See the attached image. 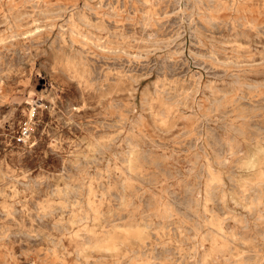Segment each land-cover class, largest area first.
I'll return each instance as SVG.
<instances>
[{"label":"rangeland","instance_id":"374dc122","mask_svg":"<svg viewBox=\"0 0 264 264\" xmlns=\"http://www.w3.org/2000/svg\"><path fill=\"white\" fill-rule=\"evenodd\" d=\"M1 38L0 264H128L141 241L178 257L176 226L203 223L208 162L207 207L242 213L231 246L264 264V219L245 208L264 190V0H0ZM82 223L94 238L70 237ZM108 233L115 248L79 250Z\"/></svg>","mask_w":264,"mask_h":264},{"label":"bare ground","instance_id":"6f19581e","mask_svg":"<svg viewBox=\"0 0 264 264\" xmlns=\"http://www.w3.org/2000/svg\"><path fill=\"white\" fill-rule=\"evenodd\" d=\"M105 1V0H104ZM107 1V0H106ZM113 1V0H112ZM149 1V0H148ZM173 1V0H172ZM200 0H198L199 2ZM153 2V1H152ZM183 2V1H182ZM191 2V1H188ZM15 3V2H14ZM43 3V2H42ZM103 3V2H102ZM166 3V2H165ZM180 3V2H179ZM106 4V3H105ZM146 4V3H145ZM170 4V3H169ZM189 4V3H185ZM36 5V3H35ZM172 5V4H171ZM210 5V4H209ZM28 6V5H27ZM70 6V5H69ZM87 6V5H86ZM169 6V5H168ZM173 6V5H172ZM192 6V5H191ZM163 7V6H162ZM188 7V6H187ZM186 7V8H187ZM172 9V8H171ZM209 9V8H208ZM159 10V9H158ZM173 10V9H172ZM142 11V10H141ZM185 12V11H184ZM75 13V12H74ZM88 13V12H87ZM113 13V12H112ZM161 13V12H160ZM49 14V13H48ZM198 14V13H197ZM61 15V14H60ZM68 16V15H67ZM181 17V16H180ZM6 19L7 16L4 15ZM90 18V17H89ZM67 19V17H66ZM97 19V18H96ZM186 19V18H185ZM183 20V19H182ZM189 20V19H188ZM108 21V20H107ZM113 22V21H112ZM163 22V21H162ZM176 22V21H175ZM83 23V22H81ZM161 23V22H160ZM85 24V23H84ZM240 24V23H239ZM65 25V24H64ZM160 25V24H159ZM168 25V24H167ZM242 25V24H241ZM89 26V25H88ZM230 26V25H229ZM142 27V26H141ZM69 36L72 41H76L75 34L77 32V24L74 21H71V26L69 27ZM126 28V27H125ZM191 28V27H190ZM217 28V27H216ZM260 28V27H259ZM262 28V27H261ZM173 29V28H172ZM188 29V28H187ZM197 29V28H196ZM145 30V29H144ZM171 30V29H170ZM208 30V29H207ZM213 30V29H212ZM209 31V30H208ZM36 32V31H35ZM172 32V31H171ZM257 32V31H256ZM190 33V32H189ZM140 34V33H139ZM56 35V34H55ZM142 35V34H140ZM173 35V34H172ZM59 36V35H58ZM147 36V35H146ZM178 36V35H177ZM176 36V37H177ZM192 36V35H190ZM194 36V35H193ZM63 37V36H62ZM68 38V37H67ZM0 40H3L1 38ZM33 41V40H32ZM146 42V41H145ZM154 42V41H153ZM73 43V42H72ZM148 43V41H147ZM58 45V44H57ZM17 49V48H16ZM153 50V49H152ZM30 52V51H29ZM16 53V52H15ZM14 53V54H15ZM10 55V54H9ZM17 55V54H15ZM21 55V54H20ZM28 57V56H27ZM103 57V56H102ZM9 58V57H8ZM16 58V57H15ZM106 58V57H105ZM113 58V57H112ZM120 58V57H119ZM115 59V57L113 58ZM127 59V58H126ZM130 59V58H129ZM5 60V59H4ZM169 60V59H168ZM107 61V60H106ZM166 61V60H165ZM109 62V61H108ZM127 62V61H126ZM131 62V61H130ZM149 62H151L149 60ZM172 62V61H171ZM17 63V62H16ZM67 63H71V59H67ZM115 63V62H114ZM110 64V63H109ZM116 64V63H115ZM174 64V63H172ZM171 64V65H172ZM159 65V64H158ZM140 66V65H139ZM164 66V65H163ZM175 66V65H174ZM125 67V66H124ZM166 67V66H165ZM171 67V66H170ZM118 68V67H117ZM135 68V67H133ZM173 68V67H172ZM109 69V68H108ZM124 69V68H123ZM129 69V68H128ZM137 69V68H136ZM140 69V68H139ZM172 70V69H171ZM148 71V70H147ZM163 71V70H162ZM123 72V71H122ZM103 73V72H102ZM101 73V74H102ZM158 73V72H157ZM162 74V72H161ZM225 74V73H224ZM223 74V75H224ZM231 74V73H230ZM104 75V74H103ZM169 76V75H168ZM231 76V75H230ZM233 76V75H232ZM83 76L79 73V78ZM93 77V76H92ZM112 78V77H111ZM110 78V79H111ZM109 79V78H108ZM28 80V79H27ZM1 81V79H0ZM196 81V80H195ZM3 85V84H1ZM0 85V86H1ZM97 86V85H96ZM2 88V86L0 87ZM105 88V87H104ZM5 91V90H4ZM258 91V90H257ZM1 93V92H0ZM12 97V96H11ZM238 97V96H237ZM258 101V99H257ZM119 103V102H118ZM122 103V102H121ZM43 104V103H42ZM59 104V103H58ZM83 104V103H82ZM240 104V103H239ZM214 107V106H213ZM81 108V107H80ZM49 109V108H48ZM76 109V108H75ZM193 110V109H192ZM228 111V110H227ZM193 113V112H192ZM260 114V113H259ZM252 116V115H251ZM210 119V118H209ZM255 121V120H254ZM203 122V121H202ZM126 123V122H125ZM200 123V122H199ZM65 124V123H64ZM198 125V124H197ZM105 127V126H104ZM112 127V126H111ZM107 128V127H106ZM223 128V127H222ZM211 129V128H210ZM182 132V131H181ZM217 132V131H216ZM253 132V131H252ZM187 133V132H186ZM194 137V136H193ZM189 140V139H188ZM230 140V139H228ZM37 142V141H36ZM172 142V141H171ZM202 142V141H201ZM187 143V142H186ZM214 143V142H213ZM216 144V143H215ZM91 146H95L94 143ZM135 144L130 146L129 152L133 154V156H129L127 159L131 164L132 161H137V157L140 158V150L135 149ZM191 146V145H190ZM193 146V145H192ZM137 147V146H136ZM224 147V146H223ZM107 148V147H106ZM202 148V146H201ZM211 148V147H210ZM148 149V148H147ZM182 149V148H181ZM187 149V148H186ZM137 152V153H136ZM224 152V151H223ZM28 153V152H27ZM203 153V152H202ZM29 154V153H28ZM144 156V155H143ZM101 157V156H100ZM98 158V157H97ZM148 159V158H147ZM210 159V158H209ZM84 161V160H83ZM96 161V160H95ZM86 162V161H85ZM158 162V161H157ZM156 163V162H155ZM159 163V162H158ZM93 164V163H92ZM161 165V164H160ZM204 165V164H203ZM69 167V166H68ZM184 167V166H183ZM189 168V167H188ZM63 170V169H61ZM66 170V169H64ZM126 170V169H125ZM164 170V169H163ZM180 170V169H179ZM89 171V170H88ZM165 171V170H164ZM203 171V170H202ZM127 172V170H126ZM207 172L209 174L208 181L205 183V203L203 207L202 214L199 215L201 217L203 223L194 224L190 226L178 225L176 226V253L178 257H174L168 259V255L157 256L156 251V243H145L141 241L140 247L142 250L138 249L134 252L133 255L129 256L128 264H249L248 258H246V250L238 249L237 247L231 246V242L237 238V232L235 231V227H228L227 223L225 222L227 219H231L234 222H241L244 223V215L240 213L231 214L229 211L219 212L215 211L209 207H207L208 202L211 200V190H212V183L215 181H219V174L213 172L212 166L208 162ZM170 173V172H169ZM257 179L254 182L255 184L264 181V169L259 166L256 173ZM51 175V174H50ZM171 175V174H170ZM91 176L89 177L87 183V195L88 199L86 201L87 205L93 211V219L99 218V211L96 208L97 206L94 204L95 201L90 198V195H95V188L93 185V181ZM140 180V179H139ZM141 181V180H140ZM186 182V181H185ZM46 184V183H45ZM102 184V183H101ZM230 185V184H229ZM37 186V185H36ZM101 187V186H100ZM48 188V187H47ZM105 189V187H104ZM247 186L243 185V190H247ZM77 191V190H76ZM259 192L253 194L252 196L248 197V201L245 205L247 212L251 215L255 214V219L259 221V219H264V190H258ZM51 192V191H50ZM115 193V192H114ZM116 195V194H115ZM118 196V195H117ZM241 196V195H240ZM37 197V196H36ZM186 197V196H185ZM220 199L223 200V195H220ZM119 198V197H118ZM162 198V197H161ZM145 199V198H144ZM186 200V199H185ZM191 200V199H189ZM65 201V200H64ZM74 201V200H73ZM145 201V200H144ZM187 203V201H186ZM171 204V203H170ZM179 204V203H178ZM147 205V204H146ZM157 205L163 206L165 208V213H170L173 209L169 206V203H158ZM262 205L263 209L258 208L257 206ZM184 207V206H183ZM255 207V208H253ZM217 209V208H216ZM221 209V208H220ZM256 209V212H254ZM261 210H263L261 212ZM61 211V210H60ZM190 211V210H189ZM69 212V211H68ZM187 212V211H186ZM3 214V213H2ZM171 214V213H170ZM115 216V215H114ZM171 216V215H170ZM88 213L86 212L85 215L76 214L73 216L69 222L71 224L81 221L82 219H87ZM123 217V216H122ZM194 217V216H193ZM196 218V217H195ZM39 219V218H38ZM191 219V218H190ZM26 220V219H25ZM82 227L74 230L70 237L74 236L76 239L81 240L82 233L80 232L83 230L88 237L94 238L96 236V231H93V227H89L86 223H82ZM171 224V223H170ZM41 225V224H40ZM43 226V225H42ZM242 227V226H241ZM61 231V230H60ZM103 232V231H102ZM140 232V231H138ZM173 233V234H175ZM152 235V234H151ZM156 235V233H155ZM42 236V235H41ZM84 238V236H83ZM115 237L108 233L106 239L100 241L104 242L105 244L100 245L98 240L88 243L85 241H81L79 243V250H85L86 248H90L93 245L103 247L106 249L115 248L116 242ZM50 239V238H49ZM174 240V239H173ZM98 242V243H97ZM242 245V244H241ZM171 249V248H170ZM260 249V248H259ZM132 250V249H131ZM130 250V251H131ZM133 251V250H132ZM159 253V252H158ZM254 254V253H253ZM252 254V255H253ZM258 255H254V259L258 261ZM101 258V257H100ZM96 259V258H95ZM168 259V260H167ZM263 263V262H262Z\"/></svg>","mask_w":264,"mask_h":264},{"label":"built area","instance_id":"2783aa9c","mask_svg":"<svg viewBox=\"0 0 264 264\" xmlns=\"http://www.w3.org/2000/svg\"><path fill=\"white\" fill-rule=\"evenodd\" d=\"M30 132H31V125L29 123H25L24 125L20 127L18 131L17 140L24 141L25 139L29 137Z\"/></svg>","mask_w":264,"mask_h":264}]
</instances>
